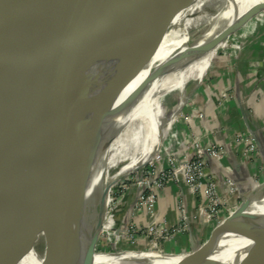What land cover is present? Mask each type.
<instances>
[{"label":"rangeland","instance_id":"obj_1","mask_svg":"<svg viewBox=\"0 0 264 264\" xmlns=\"http://www.w3.org/2000/svg\"><path fill=\"white\" fill-rule=\"evenodd\" d=\"M208 1L200 15L219 14L220 0ZM250 15L211 49L194 81L170 86L163 93L153 107V127L140 113L127 146L130 155L121 158L120 149L111 146L103 168L110 183L94 245L96 254L148 258L210 250L207 247L225 224L264 183V7ZM176 72L169 59H161L152 80L170 84ZM140 144L144 151L131 156ZM22 161L21 175L30 178V158ZM167 196L173 223L163 217ZM55 200L52 196L48 204L45 199L52 225ZM11 209L5 215L6 243L0 264H7L5 259L11 254L14 264L33 255L43 258L52 244L50 228L25 239L30 251L21 253L20 260L23 241L10 240L15 216L30 224L49 220L36 188L17 193ZM10 244L17 250H9Z\"/></svg>","mask_w":264,"mask_h":264},{"label":"bare ground","instance_id":"obj_2","mask_svg":"<svg viewBox=\"0 0 264 264\" xmlns=\"http://www.w3.org/2000/svg\"><path fill=\"white\" fill-rule=\"evenodd\" d=\"M23 1L4 0L0 5V14ZM178 1H138L95 35L89 42L87 50H90L109 32L123 28L133 20L143 19L162 5L174 7ZM195 1L170 19L160 30L141 40L132 48L112 55H102L100 52L89 54L73 73L69 85L57 103L49 124L38 136L35 143L41 142L53 132L54 126L61 116L65 115L66 121H71L76 146L74 151V180L67 207L71 209L72 214L70 216L73 214L77 216V221L76 224H72V230L68 231L73 235H78V229L85 233H79L78 236H75L76 249L72 248L70 251L72 253L70 262L62 251L65 248V236L64 233L61 234L60 221L61 207L64 203L62 176L59 178L57 166L45 172H42L39 167L35 172L37 178L35 184L42 188V194L48 204H50L52 196L55 195V198L58 199L56 212L53 216V228L56 240L59 239L60 243L53 246L51 256L43 259L33 255L21 264L203 263L210 250L199 253L192 251L191 255L185 256L172 255L148 258L127 256L125 253L98 255L91 251L107 201V185L110 181H107L103 176V168L109 162L111 146L120 149L121 158L130 155L129 152H126L127 146L130 142L133 126L141 117L140 113H145L144 115L153 127V122H155L153 107L162 100L163 93L167 92L170 86L194 81L211 55V49L218 44L219 41H216L218 36L223 32L232 31L240 21L247 18L252 12L264 7V0H220V13L211 16L200 15L205 7L210 4L208 0ZM82 55L83 50L80 49L75 54V58H80ZM161 59H169L170 66L177 70L171 75L174 82L170 84L162 80L157 83L159 78L157 80L154 78L156 81L152 80L156 73V65ZM194 60L196 61L193 62ZM53 85L54 83H51L49 89ZM98 98H101L100 102H98ZM145 116L142 118L143 120L146 119ZM14 119H20L19 108L15 110ZM32 131L33 129H30L25 134L22 152L33 156L38 165L41 162L42 153L37 154L33 144H30ZM61 132L64 133V128L59 133ZM134 149L135 152L132 150L134 153L131 156H136L144 151L141 144L139 149ZM90 159H92V164L89 171ZM18 181L17 174L13 173L0 213V247L2 244V214L8 205L10 194L18 186ZM72 218L69 220L71 221ZM229 240L233 241L234 253L232 260H227L226 263L264 264V224L247 239L239 237L233 239L231 236L220 238L214 259H219L222 256L223 249Z\"/></svg>","mask_w":264,"mask_h":264},{"label":"water","instance_id":"obj_3","mask_svg":"<svg viewBox=\"0 0 264 264\" xmlns=\"http://www.w3.org/2000/svg\"><path fill=\"white\" fill-rule=\"evenodd\" d=\"M3 1L0 0V5ZM138 1L140 0H24L0 14V213L12 174H17L19 178L18 186L10 194L8 205L2 214L0 263L6 243L5 215L12 211V201L17 197V193L28 188H36L50 218L48 221L42 218L41 222L30 224L15 216L16 225L11 228L10 240L18 237L23 241L18 259H21V253L30 251L25 239L41 229L50 228L52 235L51 248L43 259L51 256L53 246L60 243L59 239L56 240L51 212L38 185L35 184L37 168L40 167L41 171L45 172L54 166L59 170V178L62 176L63 185L64 203L61 207L60 221L61 234L64 233L65 236V248L62 251L71 262L70 251L72 248L76 249L74 239L79 235V233L73 235L68 231L72 230V224H76L77 221V216L74 214L70 216L71 209L67 207L74 180L76 146L71 121H66L65 115L61 116L53 132L41 142H35L49 124L73 73L87 55L97 52L112 55L132 48L164 27L170 19L195 0H179L174 7L162 5L143 19L133 20L123 28L109 32L87 50L89 42L95 35ZM227 32L229 31L221 33L216 41H220ZM80 49L83 50V55L75 58ZM51 83L54 85L49 89ZM101 98L97 99L98 102ZM17 108L20 110V119H14ZM63 128L64 133H59ZM30 129H33L30 144H33L37 154L42 153L38 165L33 156L22 152L25 134ZM25 157H29L32 163L30 178L21 175L24 168L22 159ZM91 164L92 159L88 163L89 171ZM262 210L264 211V183L254 190L234 217L225 224L217 235L218 239L207 247L210 248V252L202 264H229L225 261L232 260L234 253V244L230 240L226 243L222 256L219 259L213 258L219 247V239L226 236L233 239L250 237L264 224ZM102 216L98 232L101 229ZM42 224H45V227ZM96 238L91 247L92 253H95ZM8 248L16 249L11 244ZM5 260L7 264H14L15 256L8 255Z\"/></svg>","mask_w":264,"mask_h":264},{"label":"crops","instance_id":"obj_4","mask_svg":"<svg viewBox=\"0 0 264 264\" xmlns=\"http://www.w3.org/2000/svg\"><path fill=\"white\" fill-rule=\"evenodd\" d=\"M170 196H167V198H166V201H165V203H164V206H165V209H166V215H164L163 217H164V219L168 222V223H173L174 221H175V217L173 216V215H171L170 216V214H169V212L167 211L168 210V208H170ZM218 239V238H217ZM181 250V249H180ZM183 250V252L182 253H185L186 254V252H188L187 250H184V249H182ZM182 256H184V255H182Z\"/></svg>","mask_w":264,"mask_h":264},{"label":"trees","instance_id":"obj_5","mask_svg":"<svg viewBox=\"0 0 264 264\" xmlns=\"http://www.w3.org/2000/svg\"><path fill=\"white\" fill-rule=\"evenodd\" d=\"M23 262V261H22Z\"/></svg>","mask_w":264,"mask_h":264}]
</instances>
